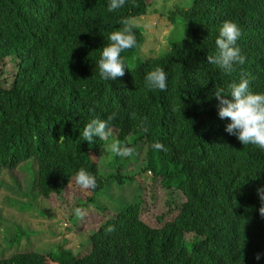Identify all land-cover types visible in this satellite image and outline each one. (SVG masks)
<instances>
[{"label":"trees","instance_id":"obj_1","mask_svg":"<svg viewBox=\"0 0 264 264\" xmlns=\"http://www.w3.org/2000/svg\"><path fill=\"white\" fill-rule=\"evenodd\" d=\"M106 4L0 0V171L32 158L40 196L72 187L93 202L104 183L99 162L105 140L89 144L80 133L86 122L115 111L109 122L115 139L127 140L132 153L141 149L140 171L179 190L184 200L171 220L151 227L140 218L135 186L133 197L87 236L88 249L79 256L63 247L25 250L1 254L0 264H264V216L258 211L264 151L225 131L228 121L218 117L211 97L241 74L252 91L264 92V0H190L178 11L182 38L132 64L128 59L144 39L132 19L146 14L148 2L126 0L114 12ZM123 18L137 42L121 53L129 69L115 81L101 80L96 61ZM225 20L240 27L237 46L246 57L231 73L206 62L217 51V29ZM155 67L167 74L164 91L144 85ZM155 141L166 150L154 149ZM81 168L96 178L95 189L75 184ZM108 177L133 179L119 172Z\"/></svg>","mask_w":264,"mask_h":264},{"label":"rangeland","instance_id":"obj_2","mask_svg":"<svg viewBox=\"0 0 264 264\" xmlns=\"http://www.w3.org/2000/svg\"><path fill=\"white\" fill-rule=\"evenodd\" d=\"M146 14L134 17L132 23L142 28L144 39L140 49L128 59L155 56L165 49L168 41L182 38V18L178 11L187 8L190 0H146ZM173 15L170 19L169 17ZM169 16V17H168ZM100 150L99 173L103 186L93 202L72 188L65 187L59 194L44 198L34 187L36 165L32 158L23 160L8 171H0V255L36 250L46 252L58 247L70 249L76 256L88 249L87 236L96 231L115 209L128 202L140 188V218L151 227L161 226L177 213L184 197L177 189H165L160 178L141 172V149L127 157H119L106 150L115 139V129L109 130ZM128 145V141L118 142ZM129 147V146H127ZM131 175L132 180L117 182L109 174ZM110 180V181H109Z\"/></svg>","mask_w":264,"mask_h":264},{"label":"clouds","instance_id":"obj_3","mask_svg":"<svg viewBox=\"0 0 264 264\" xmlns=\"http://www.w3.org/2000/svg\"><path fill=\"white\" fill-rule=\"evenodd\" d=\"M126 0H107V10L114 12L123 8ZM122 27L119 30L108 34V43L102 47L99 59L95 67L101 80L115 81L122 77L127 64L121 57L125 49L137 46L133 25L127 18L120 21ZM215 38L216 53L207 55L206 62L225 73H231L235 66L245 63V55L237 46L241 36V30L237 23L225 20L217 29ZM129 69V68H128ZM144 85L149 90L164 91L167 88V74L161 67H155L146 72ZM217 101V115L221 120H227L225 131L229 135H234L243 145L256 146L264 151V92H254L250 89L249 79L241 74L238 81H233L227 89H215L211 93ZM117 113L113 111L106 119H91L86 122L82 133V140L91 144L95 138L104 141L109 133V122L114 120ZM147 131V128H144ZM152 147L156 150L165 151L164 146L155 141ZM106 150L117 157H127L132 153V149L118 142H110ZM74 182L82 189H95L96 178L81 168L74 175ZM262 206L259 213L264 216V189L260 190ZM111 230V227L108 229Z\"/></svg>","mask_w":264,"mask_h":264}]
</instances>
